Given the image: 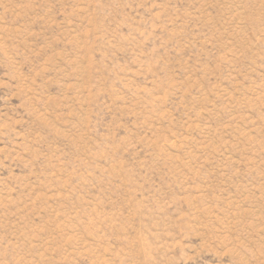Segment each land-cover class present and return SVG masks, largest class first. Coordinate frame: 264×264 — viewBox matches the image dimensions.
<instances>
[{
    "label": "rangeland",
    "instance_id": "obj_1",
    "mask_svg": "<svg viewBox=\"0 0 264 264\" xmlns=\"http://www.w3.org/2000/svg\"><path fill=\"white\" fill-rule=\"evenodd\" d=\"M0 264H264V0H0Z\"/></svg>",
    "mask_w": 264,
    "mask_h": 264
}]
</instances>
